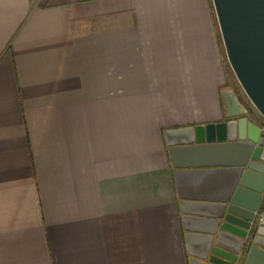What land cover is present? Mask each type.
<instances>
[{"label":"crops","instance_id":"obj_1","mask_svg":"<svg viewBox=\"0 0 264 264\" xmlns=\"http://www.w3.org/2000/svg\"><path fill=\"white\" fill-rule=\"evenodd\" d=\"M228 88L249 104L211 0H0V264H188L180 203L224 200L239 155L164 133Z\"/></svg>","mask_w":264,"mask_h":264},{"label":"water","instance_id":"obj_2","mask_svg":"<svg viewBox=\"0 0 264 264\" xmlns=\"http://www.w3.org/2000/svg\"><path fill=\"white\" fill-rule=\"evenodd\" d=\"M211 1L229 67L249 104L225 89V120L164 133L172 159L239 155L236 165L221 166L232 171L224 200L180 203L188 264H264V0Z\"/></svg>","mask_w":264,"mask_h":264},{"label":"built area","instance_id":"obj_3","mask_svg":"<svg viewBox=\"0 0 264 264\" xmlns=\"http://www.w3.org/2000/svg\"><path fill=\"white\" fill-rule=\"evenodd\" d=\"M260 136L262 140V148L264 149V123H262L260 126Z\"/></svg>","mask_w":264,"mask_h":264},{"label":"rangeland","instance_id":"obj_4","mask_svg":"<svg viewBox=\"0 0 264 264\" xmlns=\"http://www.w3.org/2000/svg\"><path fill=\"white\" fill-rule=\"evenodd\" d=\"M231 70V69H230Z\"/></svg>","mask_w":264,"mask_h":264}]
</instances>
